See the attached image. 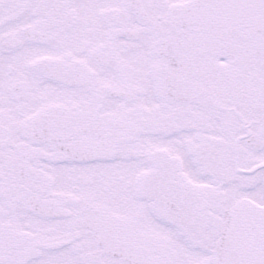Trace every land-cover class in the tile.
<instances>
[{"label": "snow or ice", "instance_id": "obj_1", "mask_svg": "<svg viewBox=\"0 0 264 264\" xmlns=\"http://www.w3.org/2000/svg\"><path fill=\"white\" fill-rule=\"evenodd\" d=\"M0 264H264V0H0Z\"/></svg>", "mask_w": 264, "mask_h": 264}]
</instances>
